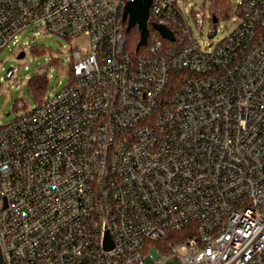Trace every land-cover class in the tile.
I'll list each match as a JSON object with an SVG mask.
<instances>
[{"label":"built area","instance_id":"obj_1","mask_svg":"<svg viewBox=\"0 0 264 264\" xmlns=\"http://www.w3.org/2000/svg\"><path fill=\"white\" fill-rule=\"evenodd\" d=\"M128 1L0 0V51L31 26L87 38L68 84L0 125L3 264H264V0H230L206 49L211 0H152L136 55Z\"/></svg>","mask_w":264,"mask_h":264},{"label":"rangeland","instance_id":"obj_2","mask_svg":"<svg viewBox=\"0 0 264 264\" xmlns=\"http://www.w3.org/2000/svg\"><path fill=\"white\" fill-rule=\"evenodd\" d=\"M183 9L199 10L205 0H179ZM238 0H232V3ZM234 21V15L221 17L217 26V34L213 39L209 38L210 19L206 18L204 32L201 34L195 23L194 33L203 49L214 46L229 33ZM18 43L14 45V39L0 51V125L13 120L23 109L19 108L20 102H26L27 108L35 107L38 101L30 87L29 80L37 75L47 77V95L54 94L66 86L69 82V69L71 63L70 49L87 44L86 37L67 39L51 32H44L43 28L31 26L23 30L17 36ZM24 45L26 55L19 58L18 54ZM36 47H43L37 50ZM22 51V50H21ZM54 60L58 61L56 63ZM12 67H19L16 75L9 79L6 72Z\"/></svg>","mask_w":264,"mask_h":264},{"label":"water","instance_id":"obj_3","mask_svg":"<svg viewBox=\"0 0 264 264\" xmlns=\"http://www.w3.org/2000/svg\"><path fill=\"white\" fill-rule=\"evenodd\" d=\"M152 0H129L123 11V21L126 22V31H129L133 26H137L140 31V40L136 46V52L147 44L150 34L149 29V8ZM213 22L217 21V16L214 14L212 17ZM153 27L162 35V37L174 40V34L167 27L159 24H153ZM214 32L212 36H214ZM24 52H21L18 57L23 58ZM0 264H3L2 253L0 249Z\"/></svg>","mask_w":264,"mask_h":264},{"label":"trees","instance_id":"obj_4","mask_svg":"<svg viewBox=\"0 0 264 264\" xmlns=\"http://www.w3.org/2000/svg\"><path fill=\"white\" fill-rule=\"evenodd\" d=\"M230 0H211V10L212 12L219 18L225 17L229 8H230ZM158 34V31L153 27L151 29V34ZM126 39H127V50L132 55H136V46L140 40V31L137 26H133L129 31H126ZM37 50H43V47H36ZM147 47H141L138 50V54H142L146 52ZM56 63L58 61L54 60ZM70 73V70H69ZM47 77L44 75H37L29 80L30 87L38 101V103L43 102L47 95Z\"/></svg>","mask_w":264,"mask_h":264}]
</instances>
